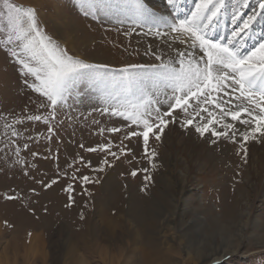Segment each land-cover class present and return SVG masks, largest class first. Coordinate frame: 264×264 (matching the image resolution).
<instances>
[{"label":"rangeland","instance_id":"rangeland-1","mask_svg":"<svg viewBox=\"0 0 264 264\" xmlns=\"http://www.w3.org/2000/svg\"><path fill=\"white\" fill-rule=\"evenodd\" d=\"M184 1L170 6L160 0L162 11L149 5L162 15L143 23L128 11V0H105L95 18L82 14L78 0H0V264H264V136L245 143L239 132L248 127L230 118L226 122L239 130L235 142L211 131L201 136L195 126L208 117L196 115L193 100L187 115L177 109L165 117L168 126L159 140L150 134L145 154L142 137L125 139L142 128L112 115L105 99L106 90L126 83L124 68L170 61L180 66L178 52L170 58L168 51L181 43L173 41L176 33L166 24L195 11L198 0H186L179 16L176 5ZM235 1L224 0L222 15L229 22L219 24L223 35L216 39L242 27L258 4L233 20V9L246 7ZM8 4L33 7L39 27L70 54L105 66L104 81H82L53 108L29 87L34 78L22 75L17 58L6 50L18 51L15 36L8 43L6 25L13 15ZM211 23L205 29L209 39L217 27ZM255 36L264 41V32ZM158 42L163 49L155 47ZM181 49L185 62L203 65L198 47ZM133 87L146 88L158 101L172 95L151 81ZM225 89L214 95L229 100ZM154 107L166 111L168 104ZM35 116L40 119H29ZM185 119L193 125L183 126ZM212 127L225 131L219 124ZM102 145L107 149L100 150Z\"/></svg>","mask_w":264,"mask_h":264},{"label":"snow or ice","instance_id":"snow-or-ice-1","mask_svg":"<svg viewBox=\"0 0 264 264\" xmlns=\"http://www.w3.org/2000/svg\"><path fill=\"white\" fill-rule=\"evenodd\" d=\"M167 2L170 6L175 5V0H167ZM104 4L105 0H78L82 14L91 15L94 18L97 13L103 12ZM7 6L13 13L6 25L11 28L8 43H11L15 36L18 51L6 50L11 56L17 58V63L22 66V75L34 78V82L29 87L46 97L53 108L64 101L82 81L87 79L104 81L107 76L104 71L105 66L87 63L70 54L39 27L37 14L33 7L24 8L12 4ZM224 7V0H198L196 9L190 17L173 20L166 24L172 33H176L172 37L174 41H179L181 44L190 42V47L199 48L203 65L194 59H188L185 62L186 53L180 52L178 53L181 57L179 67L171 61L151 65L148 69H144L142 65H131L120 70L121 74H127L126 83L114 87L112 91L106 90L105 99L106 102L111 103L112 115L123 117L130 121L131 125L142 128L141 131H130L125 139L142 137L145 154L148 153L150 134L159 140L160 133H163L168 126L169 120L165 117H173L177 109L187 115L193 100L196 102V108L199 109L196 115L203 112L207 113L208 117L205 123L195 126V131L201 136L211 131L213 136L218 138L224 136L235 142L239 130L235 123L226 122L227 118L248 127L247 131L239 132L245 143L250 139H255L257 134L264 136V41H261L250 52L243 54L234 43L249 29L250 22L255 19V16L249 17L243 22L242 27L234 30L231 34L232 38L227 43L209 39L205 29ZM260 7L264 9V4ZM128 11L138 21L155 22L148 0H128ZM236 18L237 14H234L233 20ZM205 21L208 23L206 24ZM155 35L159 36L161 33L157 31ZM156 59L160 60L161 57L157 56ZM136 69L144 70V74L138 75L134 71ZM143 81L153 82L154 88L161 86L170 88L172 95L168 96L165 101H158L146 88L133 87L134 84ZM225 88L230 89V92H225V95L230 97L229 100H220L218 95H214V93L224 92ZM233 93H235L234 96ZM232 100L238 103L233 104ZM165 103L168 104L166 111H162L160 107H154ZM203 105H212L219 111L214 113ZM225 105L229 106L225 107ZM104 110L109 111L108 108ZM29 119L39 120L40 117H29ZM193 119H185L183 126L193 125ZM172 122H175L174 119ZM216 124H219L225 131H216L212 127ZM154 129L158 131L154 132ZM228 130H233L231 136H228ZM109 131L118 132L120 129L112 128ZM241 147L243 148L244 145L241 144ZM106 149V145L100 146V150ZM96 150L95 148L88 149L90 152ZM244 152L246 155V148ZM111 154L115 155V153ZM152 156H155L154 151ZM132 175L135 176L136 172L133 171ZM82 179L85 182H91L87 176ZM70 190L71 186L68 191ZM12 198L8 197V199Z\"/></svg>","mask_w":264,"mask_h":264},{"label":"bare ground","instance_id":"bare-ground-1","mask_svg":"<svg viewBox=\"0 0 264 264\" xmlns=\"http://www.w3.org/2000/svg\"><path fill=\"white\" fill-rule=\"evenodd\" d=\"M226 1V3L228 2V0H225ZM188 2H190L189 0H188ZM256 2H258V4H257V6H255L254 8V10H253V12H252V14H251V16L250 17H252V16H255V19H253L251 22H250V26H249V29L245 32V33H243L242 35H243V38H241V40H239V41H237V39L234 41V43L236 44V46H237V48L239 49V51L243 54V53H246V51L248 50V49H250L251 47H252V45H254L256 42H257V38H255V35H256V33H259V32H264V30H262V28H261V26H263L264 24H261L260 25V19H262L263 17H264V9H262L261 7H260V5L261 4H264V0H241V2H239V0H236L235 1V3H240L241 5L242 4H244L243 6H245L246 5V7L245 8H242L243 9V11L241 10V11H239L238 9L241 7V6H237L235 9H233L235 12H236V14H237V18H239V16H241V13H243V12H245L248 8V6L249 5H252L253 3H256ZM148 3H149V5H150V7L152 8V7H155L156 8V10H160V11H162L163 10V8L164 7H162V3L160 2V0H148ZM176 4H177V2H176ZM188 5V3H187V1L185 0L184 2H182L181 4H177L176 5V7H177V9L178 10H176L177 11V13L180 15V16H182V13H183V10H186V6ZM185 8V9H184ZM225 8V7H224ZM224 8H222L221 9V12H220V14L217 16L218 17V19L220 20L219 22H220V24H223V25H226L228 22H229V19H226L225 18V15H222V13L224 12V11H226V9H224ZM176 9V8H175ZM232 9V8H231ZM154 15V17H157V16H159V15H162L161 14V12L160 13H156V14H153ZM227 17V16H226ZM215 20H216V17L213 19V21L212 22H215ZM224 20V21H223ZM237 20V19H236ZM264 21V20H263ZM231 22V21H230ZM231 27H232V24H231ZM236 29V28H235ZM259 29H261L259 32H256V31H258ZM225 30V29H224ZM232 30H234V29H232ZM226 31V30H225ZM256 32V33H255ZM220 33H221V31H220ZM223 33V32H222ZM221 33V34H222ZM219 34V33H218ZM228 34H229V36H228ZM227 35H226V38H225V40H222V38H220L219 39V37L217 36V41H221V43H227L228 42V38L230 37V35H231V33L229 32ZM223 35V34H222ZM231 39V38H230ZM260 39V42L263 40V36H262V38H259ZM174 41V40H173ZM179 43V42H178ZM155 44V47H157V48H161V49H163L164 47H163V44L162 43H160L159 44V42L158 43H154ZM168 44H169V42H168ZM168 44H166V45H168ZM174 44V42L172 43V45ZM181 46H179V48L177 49L176 48V45H175V48L177 49L176 51L175 50H173L172 49V51L170 50V51H168V54H169V57L171 58V56H172V58H173V56H176V53L178 52V53H180L181 51H182V49L181 48H183L184 46H190V42H188V43H183V44H180ZM178 46V45H177ZM173 47V46H172ZM174 48V49H175ZM253 48H251V50H252ZM249 52V51H248ZM169 60V59H168ZM165 61V60H164ZM226 90V89H225ZM228 92H229V90H228ZM233 96L235 95V94H232ZM235 101V100H234ZM224 251V250H223ZM229 252H225L224 254H228ZM201 258H202V254H201ZM214 259H218V258H214Z\"/></svg>","mask_w":264,"mask_h":264}]
</instances>
